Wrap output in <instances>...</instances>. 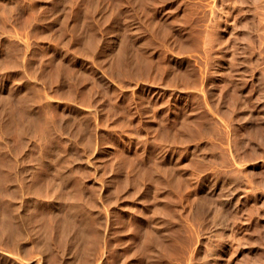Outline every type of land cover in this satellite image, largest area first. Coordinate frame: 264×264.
I'll return each instance as SVG.
<instances>
[{
	"label": "rangeland",
	"instance_id": "obj_1",
	"mask_svg": "<svg viewBox=\"0 0 264 264\" xmlns=\"http://www.w3.org/2000/svg\"><path fill=\"white\" fill-rule=\"evenodd\" d=\"M0 114V264H264V0H0Z\"/></svg>",
	"mask_w": 264,
	"mask_h": 264
},
{
	"label": "bare ground",
	"instance_id": "obj_2",
	"mask_svg": "<svg viewBox=\"0 0 264 264\" xmlns=\"http://www.w3.org/2000/svg\"><path fill=\"white\" fill-rule=\"evenodd\" d=\"M1 115V114H0ZM2 152H3V146H1V144H0V154H2ZM1 236V235H0ZM11 254V253H10ZM9 253H8V255H10ZM6 257H8V256H6ZM15 261V260H14Z\"/></svg>",
	"mask_w": 264,
	"mask_h": 264
}]
</instances>
